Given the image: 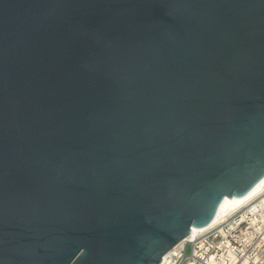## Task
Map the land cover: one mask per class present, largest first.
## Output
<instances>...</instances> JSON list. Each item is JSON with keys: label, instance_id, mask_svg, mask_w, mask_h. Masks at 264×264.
Instances as JSON below:
<instances>
[{"label": "water", "instance_id": "95a60500", "mask_svg": "<svg viewBox=\"0 0 264 264\" xmlns=\"http://www.w3.org/2000/svg\"><path fill=\"white\" fill-rule=\"evenodd\" d=\"M264 185V0H0V264H156Z\"/></svg>", "mask_w": 264, "mask_h": 264}, {"label": "built area", "instance_id": "2783aa9c", "mask_svg": "<svg viewBox=\"0 0 264 264\" xmlns=\"http://www.w3.org/2000/svg\"><path fill=\"white\" fill-rule=\"evenodd\" d=\"M156 264H264V188L212 227L179 240Z\"/></svg>", "mask_w": 264, "mask_h": 264}, {"label": "bare ground", "instance_id": "6f19581e", "mask_svg": "<svg viewBox=\"0 0 264 264\" xmlns=\"http://www.w3.org/2000/svg\"><path fill=\"white\" fill-rule=\"evenodd\" d=\"M262 188H264V185L260 186V187H259L255 192H253L252 194L249 193L250 196L244 201V203L247 202L249 199H251L253 196L257 195V194L262 190ZM244 203H243V204H244ZM228 209H229V206H227V207L224 209V212L229 211ZM206 228H209V227H208L207 225H204L199 231H195V227H192L191 230H190V232H189V234L187 235V237H192V236L196 235L197 233H199V232L205 230Z\"/></svg>", "mask_w": 264, "mask_h": 264}, {"label": "rangeland", "instance_id": "374dc122", "mask_svg": "<svg viewBox=\"0 0 264 264\" xmlns=\"http://www.w3.org/2000/svg\"><path fill=\"white\" fill-rule=\"evenodd\" d=\"M189 250H190V248H189V246L186 248V252L187 253H189Z\"/></svg>", "mask_w": 264, "mask_h": 264}]
</instances>
